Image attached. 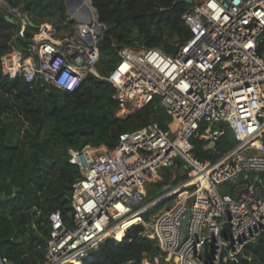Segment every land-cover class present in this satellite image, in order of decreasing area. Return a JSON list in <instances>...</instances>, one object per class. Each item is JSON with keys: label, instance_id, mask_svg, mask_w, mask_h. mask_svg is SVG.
I'll return each mask as SVG.
<instances>
[{"label": "built area", "instance_id": "built-area-1", "mask_svg": "<svg viewBox=\"0 0 264 264\" xmlns=\"http://www.w3.org/2000/svg\"><path fill=\"white\" fill-rule=\"evenodd\" d=\"M0 9L19 22L20 34L30 25L19 6L0 0ZM75 10L80 20L73 35L59 43L38 39L41 25L31 38V60L16 52L21 59L13 76L3 56L4 73L69 93L92 74L113 84L118 110L161 106L168 119L166 127L152 121L123 132L112 147L70 151L81 173L70 194L73 209L68 220L60 209L50 212L41 264H82L96 242L124 235L138 223L172 264L234 263L247 244L264 236V0H192L183 14L191 35L175 44V53L114 43L118 59L105 75L98 63L107 26L97 10L96 16L80 5ZM228 128L236 145L216 160L195 155L196 141L214 150ZM166 168L172 181L178 171L186 178L179 188L149 199ZM225 183L233 186L232 194L221 192ZM177 194L152 222L143 220ZM126 225L131 227L120 234ZM0 264L16 263L0 254Z\"/></svg>", "mask_w": 264, "mask_h": 264}, {"label": "trees", "instance_id": "trees-1", "mask_svg": "<svg viewBox=\"0 0 264 264\" xmlns=\"http://www.w3.org/2000/svg\"><path fill=\"white\" fill-rule=\"evenodd\" d=\"M6 1L20 6L34 25L20 34L19 22L8 20L6 11L0 9V106L18 110L17 116L6 118L8 121L0 118V254L16 264H41L46 238L50 235V212L60 209L68 220L73 209L70 194L81 173L70 161V151L81 150L86 145L112 147L121 133L152 121L166 127L168 115L161 106L155 110L153 105H147L127 119H120L119 105L113 97L115 87L92 74L73 93L48 87L41 81L28 83L22 75L5 74L3 56H6L5 70L16 75L18 69L14 66L11 70L7 65L9 57L22 51L27 58L31 38L42 24L41 31L51 33L44 23L62 27L69 20L65 0ZM91 2L100 22L107 26L99 44L98 67L103 74L118 59L114 43L158 46L173 54L177 50L175 44L191 35L183 20L190 6L185 0ZM236 143L235 133L228 128L214 150L205 151L203 142L196 141L195 155L216 160ZM130 227L126 225L120 234ZM144 232L145 226L140 223L122 236H105L93 245L83 264H128L141 260L145 253L160 252ZM228 264H264V236L247 244L238 260Z\"/></svg>", "mask_w": 264, "mask_h": 264}, {"label": "rangeland", "instance_id": "rangeland-1", "mask_svg": "<svg viewBox=\"0 0 264 264\" xmlns=\"http://www.w3.org/2000/svg\"><path fill=\"white\" fill-rule=\"evenodd\" d=\"M55 20L57 21V19H55ZM64 24H66V25H64ZM44 25L46 27H50V29H51V33L50 34H52L54 32V35L52 36V38H54L56 40H60V39H65L67 37H70L71 35H73L75 33L77 20L69 15V20H67L65 23H63L62 27H56L54 24H51L49 22L44 23ZM40 39H43V38H40ZM20 53H22V55L25 56L23 52L20 51ZM15 56H16L14 58L15 60L13 59L12 61H10L8 59L7 65L9 66V64H12L13 68L15 66V68H17L19 70L21 56L19 57L16 54H15ZM93 56H94L95 59L98 57V53L96 52V50L94 51ZM9 58H11V57H9ZM27 59H28V61L31 60V58H27ZM103 75H105V74H103ZM136 111H138V110H136ZM136 111H134V112H136ZM134 112H132V111L131 112H127V111L125 112V111H122V110H118L117 111V116L120 119L125 120L128 117H130V115L132 113H134ZM17 114H18V110L16 108H14V107H11V106H7V107L0 106V118L3 119L4 122L8 121V119H6V118L11 119L12 116L15 117V115L17 116ZM172 128H174V124L172 125ZM166 169H168V168H166ZM172 174H173L172 169H168V170H164L163 171L161 176L158 177L156 179V181L154 182L155 185H153V187H151L150 193H149V199H152V198L162 194L166 190V188L168 189L170 187V188H173L172 190H174L175 188H177L176 184L180 183L185 178V176L183 175V172L182 171H178V176L179 177L177 178V180L172 181ZM220 190H221L222 193L232 194L233 186L231 184H229V183H225V184L221 185ZM178 197L179 196L177 194V195H174L173 197H171L170 199L164 201L163 203H161L160 205L155 207L153 210H151L145 216V218L143 220H145L147 223L148 222H152L153 219L155 218V216L159 212H161L165 207L169 208V206H171ZM138 224H140V223H138ZM120 236H122V235H120ZM128 264H172V263L169 262V260L166 258V256H164L161 252L157 251V252H154V253H145L143 258H141V260H139V261H131Z\"/></svg>", "mask_w": 264, "mask_h": 264}, {"label": "water", "instance_id": "water-1", "mask_svg": "<svg viewBox=\"0 0 264 264\" xmlns=\"http://www.w3.org/2000/svg\"><path fill=\"white\" fill-rule=\"evenodd\" d=\"M186 2H188V3H191L192 2V0H185ZM65 2H66V6H67V10H68V14L70 15V16H72L73 18H75V19H79L78 18V16H77V14H76V10H75V7L76 6H83V4H84V2H83V0H65ZM6 18L8 19V20H10L11 22H15V19L11 16V15H6ZM28 19H29V24L30 25H34V23L32 22V20H31V18H29L28 17ZM80 20V19H79ZM82 20V19H81ZM90 20V18H87V19H84V21H86V22H88ZM194 200V198L192 197L191 199H190V201H189V203H188V205L190 206L191 205V202ZM189 217H190V210H188V212H187V214H186V217L185 218H183L182 219V221H181V226H182V228H183V231H184V233H183V238H184V236H185V230H186V227H187V225H188V220H189ZM89 258V256L88 257H85L84 258V260H87ZM83 264V263H82Z\"/></svg>", "mask_w": 264, "mask_h": 264}, {"label": "bare ground", "instance_id": "bare-ground-1", "mask_svg": "<svg viewBox=\"0 0 264 264\" xmlns=\"http://www.w3.org/2000/svg\"><path fill=\"white\" fill-rule=\"evenodd\" d=\"M83 2H84V4H83V7L86 9V10H88V12L90 13V14H92V15H94V16H96V10L94 9V7H93V5L91 4V1L90 0H83ZM38 39H40L39 37H37ZM49 40H53V39H49ZM54 42H60V40H53ZM94 51L95 50H93L92 51V55H93V53H94ZM16 56L15 55H12L11 56V58H9V60L10 61H12L14 58H15ZM94 57V56H93ZM28 58V57H27ZM26 61V60H25ZM9 68L11 69V70H14V68H13V65L12 64H9ZM175 177H177L178 176V174H177V172L175 173V175H174ZM177 188H179L180 186H176ZM177 188H175V189H177ZM167 189V188H166ZM174 189V190H175ZM202 198V197H201Z\"/></svg>", "mask_w": 264, "mask_h": 264}, {"label": "crops", "instance_id": "crops-1", "mask_svg": "<svg viewBox=\"0 0 264 264\" xmlns=\"http://www.w3.org/2000/svg\"><path fill=\"white\" fill-rule=\"evenodd\" d=\"M43 30V29H42ZM39 38H43V39H53L54 40V38H52V35L50 34V32H48V31H45V32H43V31H41V33H40V35L38 36ZM56 40V39H55ZM29 58V57H28ZM27 59V58H26ZM15 60V59H14Z\"/></svg>", "mask_w": 264, "mask_h": 264}]
</instances>
